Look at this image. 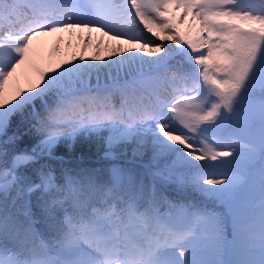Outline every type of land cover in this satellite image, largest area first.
<instances>
[{
    "label": "snow or ice",
    "instance_id": "obj_1",
    "mask_svg": "<svg viewBox=\"0 0 264 264\" xmlns=\"http://www.w3.org/2000/svg\"><path fill=\"white\" fill-rule=\"evenodd\" d=\"M77 31L110 56L40 66V38ZM25 114L41 138L9 161ZM81 136L150 152V191L115 166L66 189L19 171ZM14 188L59 193L37 202L42 230L7 211ZM0 198V264H264V0H0Z\"/></svg>",
    "mask_w": 264,
    "mask_h": 264
},
{
    "label": "trees",
    "instance_id": "obj_2",
    "mask_svg": "<svg viewBox=\"0 0 264 264\" xmlns=\"http://www.w3.org/2000/svg\"><path fill=\"white\" fill-rule=\"evenodd\" d=\"M117 97V102H118ZM34 118L25 114L24 116L17 115L13 117L12 126L9 129L8 135H15L17 140L14 145H8V160H11L12 155L18 152L30 151L40 140V135L31 128L34 123ZM64 143V146H61ZM54 150V155L44 156L34 164L25 166L19 169L20 172L29 176L33 182L38 183L39 177L36 169L43 167L45 172L51 171L55 176V182L66 189L67 177H72L74 180H83L84 176H97L101 183H106L110 178V169L112 167H120L126 169L128 174L133 178L134 185H144L145 193L150 191L152 178L147 174V166L150 160L151 153L148 152L144 156L134 157L132 149L134 145L129 144L124 146L122 151L117 152L113 157L107 158L102 156L106 151V144L99 137H79L75 143L69 145V142H61ZM159 187V186H158ZM55 190L50 193L34 192L30 195H24L17 198L15 188L8 194L6 201V209L13 215H18L21 220L26 219L24 212H31L35 219V228L40 231L43 229V215L37 207V202L40 197L51 200L53 196H58ZM164 195L169 199H175L176 193L172 186H168V190L164 191ZM199 198L198 194H194ZM13 200L16 201L13 204ZM70 201L65 202V207L69 206ZM5 208V202L0 198V209ZM59 208V205H57ZM218 210H223L221 206H217ZM2 214V213H0ZM63 213L58 212V218H62Z\"/></svg>",
    "mask_w": 264,
    "mask_h": 264
},
{
    "label": "bare ground",
    "instance_id": "obj_3",
    "mask_svg": "<svg viewBox=\"0 0 264 264\" xmlns=\"http://www.w3.org/2000/svg\"><path fill=\"white\" fill-rule=\"evenodd\" d=\"M99 34V33H98ZM145 35H150L148 33H144ZM91 36L92 43L88 46L87 50H84L82 47L81 39L85 36ZM59 38H62L64 42L59 43V52L54 51V47L57 45L56 38L54 36L42 37L37 42L36 48L39 55V63L43 68H47L49 65H56L62 60L71 59L73 55L79 56L81 52L86 57H90L96 51H99L102 56L108 58L110 56L111 47L115 46L114 41H108L106 37L98 36L97 33H81L76 32L74 34L62 33L58 34ZM154 39V38H153ZM104 41V44L99 48L96 45L100 42ZM159 43V41H157ZM166 44H170V41H165ZM71 45V46H69ZM174 46V45H172ZM127 47V45H125ZM175 47V46H174ZM20 79V85L22 87H27L28 78L35 79L33 73L30 70L24 69Z\"/></svg>",
    "mask_w": 264,
    "mask_h": 264
},
{
    "label": "rangeland",
    "instance_id": "obj_4",
    "mask_svg": "<svg viewBox=\"0 0 264 264\" xmlns=\"http://www.w3.org/2000/svg\"><path fill=\"white\" fill-rule=\"evenodd\" d=\"M93 33H94V32H93ZM97 35H98V36H101V35L98 34V33H97ZM54 37H58V38H56V41H57V42H59V43L64 42L62 38H59V36H54ZM173 47H174V46H173ZM68 144L71 145L72 143L69 142ZM64 145H65L64 143H61V146H64ZM30 150H31V149H30ZM52 155H54V154H52ZM102 156L105 157V152L102 154ZM113 156H114V155H113ZM113 156H111V157H113ZM107 158H109V157H107Z\"/></svg>",
    "mask_w": 264,
    "mask_h": 264
}]
</instances>
